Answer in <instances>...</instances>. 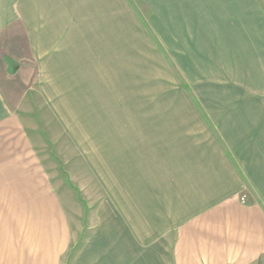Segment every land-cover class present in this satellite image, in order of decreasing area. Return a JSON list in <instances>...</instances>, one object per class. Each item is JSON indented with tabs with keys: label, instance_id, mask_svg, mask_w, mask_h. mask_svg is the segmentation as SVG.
Returning a JSON list of instances; mask_svg holds the SVG:
<instances>
[{
	"label": "crops",
	"instance_id": "0c3cea01",
	"mask_svg": "<svg viewBox=\"0 0 264 264\" xmlns=\"http://www.w3.org/2000/svg\"><path fill=\"white\" fill-rule=\"evenodd\" d=\"M145 2L181 79L158 103L123 0H0V128L28 113L30 64L51 109L66 95L99 126L84 165L104 192L95 228L26 264H264V6Z\"/></svg>",
	"mask_w": 264,
	"mask_h": 264
},
{
	"label": "rangeland",
	"instance_id": "374dc122",
	"mask_svg": "<svg viewBox=\"0 0 264 264\" xmlns=\"http://www.w3.org/2000/svg\"><path fill=\"white\" fill-rule=\"evenodd\" d=\"M123 1L129 18L141 27L137 69L140 77L149 79L144 89H154L150 101L162 102L167 88L179 85V71L149 23L145 0ZM76 16L70 15V20L77 21ZM12 67L8 64L15 71ZM30 67L33 76L25 86L28 113L14 111L6 130L0 128V264H26L41 246H83L95 228L98 200L104 193L85 157V150L98 151L99 143L90 142L88 135L89 130L93 137L98 135L99 126H89L82 109L69 110L72 101L68 105L66 95L59 97L61 108L51 109L47 97L35 90L41 80L36 79L33 64ZM51 81L44 80L50 87ZM62 81L61 88L67 90L68 80ZM71 81V87L83 86V80ZM240 197L259 199L256 191Z\"/></svg>",
	"mask_w": 264,
	"mask_h": 264
},
{
	"label": "trees",
	"instance_id": "16d2710c",
	"mask_svg": "<svg viewBox=\"0 0 264 264\" xmlns=\"http://www.w3.org/2000/svg\"><path fill=\"white\" fill-rule=\"evenodd\" d=\"M7 64L12 65V62L9 60V58H6Z\"/></svg>",
	"mask_w": 264,
	"mask_h": 264
}]
</instances>
